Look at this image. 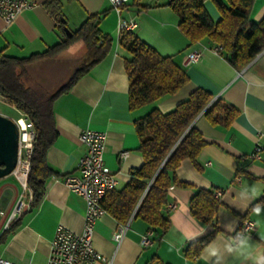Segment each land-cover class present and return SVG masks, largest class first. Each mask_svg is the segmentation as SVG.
<instances>
[{"label": "crops", "instance_id": "crops-1", "mask_svg": "<svg viewBox=\"0 0 264 264\" xmlns=\"http://www.w3.org/2000/svg\"><path fill=\"white\" fill-rule=\"evenodd\" d=\"M29 1L33 5L23 9L9 24L0 17V51L4 54L27 56L56 45L63 36L60 21L45 9L48 0ZM59 1L70 31L75 30L88 14L104 11L99 28L112 36L113 43L102 60L86 71L67 92L53 100L57 136L45 154L54 174L45 179L41 198L36 203L29 200L27 192L12 174L20 188L8 182L6 176L0 178V210L11 211L21 195H25L23 199L29 203L6 228V217L0 215V257L14 264H44L56 225L62 224L73 232L82 229L84 199L68 189L61 178L68 173H77L78 159L86 151L78 139L83 128L105 131V165L115 173L117 188H120L129 180L130 170L140 167L143 162L137 150L139 138L134 121L155 107L170 110L196 88L231 104L237 109L235 116L228 125H223L211 123L202 111L191 121V125L201 131L206 144L194 161L185 158L176 169L178 180L186 185L172 184L167 188L170 226L162 238L155 239L152 245H141L140 238L148 226L140 218H132L124 236L117 242L113 234L118 223L107 212L103 213L95 222L92 244L105 260L95 264H146L153 260L163 264H205L201 252L193 257L184 254L189 243L184 237L195 235L201 228L207 229L200 238L212 230L209 224L201 223L190 214L189 200L198 188L212 189L221 204L217 226L223 231L214 237L228 239L224 224L233 219H237V224L250 219L255 225L252 241L264 247V203H261L259 215L252 211L254 206H250L264 195V49L243 68L236 69L224 54L214 52L217 44L208 39L188 43L179 29L177 14L166 4L168 0H127L119 11L109 0ZM205 7L214 20L220 17L209 0L205 1ZM250 14L257 21L264 18V0H255ZM122 20L134 21L136 27L132 30L146 44L161 56H174L184 67L188 81L177 93L138 109L129 108V81L124 70L125 60L131 55L118 45ZM83 45L82 41H77L59 56L75 61L80 52H86ZM193 50H199L200 56L188 63L185 55ZM256 143L262 145L260 159L250 156ZM122 152L124 154L120 155ZM244 187H254L256 197L248 203L246 210H241L229 201ZM5 192H8V198L3 195ZM239 203L243 207L244 201Z\"/></svg>", "mask_w": 264, "mask_h": 264}, {"label": "trees", "instance_id": "trees-1", "mask_svg": "<svg viewBox=\"0 0 264 264\" xmlns=\"http://www.w3.org/2000/svg\"><path fill=\"white\" fill-rule=\"evenodd\" d=\"M208 0H168L166 4L177 14L179 29L188 43L203 39L220 46L221 54L236 69L243 68L264 49V18L254 20L251 16L255 0H209L220 17L214 20L205 7ZM59 0L45 2L54 18L62 15ZM104 14L91 13L71 35L65 34V24L59 22L62 38L55 44L27 56H11L0 51V93L33 123L36 136L30 153V170L27 185L31 190L32 202L41 198L45 179L54 174L48 167L46 154L54 142L57 131L53 118V103L61 93L72 85L93 65L104 58L111 49L113 38L99 28ZM82 41L86 49L85 58L71 72L68 80L55 92L44 95L26 83L27 66L42 59L55 57L68 46ZM118 45L126 49L131 57L125 60L128 75V103L130 109L158 102L177 93L187 81L185 69L174 56H161L143 41L136 31L121 28ZM211 123L228 125L237 109L210 92L196 88L184 100L168 111L152 108L134 121L138 149L143 157L140 167L130 170L129 180L120 188L107 192L101 204L106 212L119 224H127L132 218H140L160 240L170 226L167 215L168 187L172 184L186 185L178 180L176 169L181 160L196 159L206 141L201 131L191 121L202 112ZM212 189L198 188L189 200L190 214L212 230L197 241L189 242L184 254L193 257L201 252L202 246L223 230L217 226L218 210L221 206ZM264 203V195L250 205ZM14 228L11 229V231ZM146 264H163L153 260Z\"/></svg>", "mask_w": 264, "mask_h": 264}, {"label": "built area", "instance_id": "built-area-1", "mask_svg": "<svg viewBox=\"0 0 264 264\" xmlns=\"http://www.w3.org/2000/svg\"><path fill=\"white\" fill-rule=\"evenodd\" d=\"M112 6L119 11L120 6L127 0H109ZM33 2L29 0H0V17L4 23L12 22L25 8H29ZM119 27L124 29H133L136 27L134 21H120ZM220 46L213 48L214 52L221 51ZM200 51L193 50L185 55V61H196L199 58ZM0 103L6 104L13 108L18 114L12 118L17 124L18 129V159L16 166L11 174H13L21 183L23 190L27 193V198L32 199V192L27 185V176L30 170V158L33 150V139L36 133L33 128L32 121L25 113L8 102V99L0 93ZM5 116L4 113H1ZM106 133L102 130L93 128H83L79 134V141L85 146V153L78 159L76 164L77 173L65 174L61 180L72 192H75L84 199L85 210L82 229L73 232L62 224L56 225L53 238L49 246L46 262L44 264H95L98 260H105L102 254L97 251L93 243V230L98 217L106 210L101 204L103 196L117 188L118 179L115 173L105 165V140ZM262 145L256 143L250 154L252 159H260ZM122 152L120 155H123ZM56 178L57 176L54 175ZM24 196H20L13 209L8 213L0 210V215L6 217L4 228L8 227L11 220L15 219L29 205L28 201H24ZM174 207V205H171ZM128 224L117 225L113 238L119 242L125 234ZM254 222L250 219H243L236 225V230L240 228L254 229ZM234 234V233H233ZM154 232L148 229L140 238V244L143 246L152 245L154 242ZM0 264H14L0 257Z\"/></svg>", "mask_w": 264, "mask_h": 264}, {"label": "clouds", "instance_id": "clouds-1", "mask_svg": "<svg viewBox=\"0 0 264 264\" xmlns=\"http://www.w3.org/2000/svg\"><path fill=\"white\" fill-rule=\"evenodd\" d=\"M256 197L254 187H244L238 190L236 196L229 201L231 205L246 210L248 203ZM240 201H244L243 207ZM252 211L259 215L262 211L261 204H255ZM237 219H233L223 225L224 232L229 234L228 239L214 237L201 249V259L205 264H264V247L253 242L249 229L236 230ZM207 229L201 228L200 232L193 236L184 237L188 242L197 241ZM234 233V234H232Z\"/></svg>", "mask_w": 264, "mask_h": 264}, {"label": "rangeland", "instance_id": "rangeland-1", "mask_svg": "<svg viewBox=\"0 0 264 264\" xmlns=\"http://www.w3.org/2000/svg\"><path fill=\"white\" fill-rule=\"evenodd\" d=\"M58 54L55 57L42 59L43 61H36L27 66V79L26 83L32 89L44 95H49L55 92L61 85H63L73 72L74 68L80 64L85 58V53H79L78 58L75 61H69L62 58ZM0 112L4 113L5 116L17 117L18 113L6 104L0 103ZM13 175V174H12ZM8 182L20 188L18 181L11 176H6ZM5 197L8 198V192H5Z\"/></svg>", "mask_w": 264, "mask_h": 264}, {"label": "water", "instance_id": "water-1", "mask_svg": "<svg viewBox=\"0 0 264 264\" xmlns=\"http://www.w3.org/2000/svg\"><path fill=\"white\" fill-rule=\"evenodd\" d=\"M65 24L63 29L65 34H70V29L66 26L63 16L59 20ZM15 121L0 114V178L12 173L18 159V129Z\"/></svg>", "mask_w": 264, "mask_h": 264}]
</instances>
